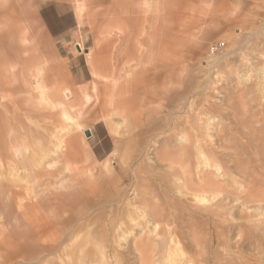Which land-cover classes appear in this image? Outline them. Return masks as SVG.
Instances as JSON below:
<instances>
[{"label":"rangeland","instance_id":"rangeland-1","mask_svg":"<svg viewBox=\"0 0 264 264\" xmlns=\"http://www.w3.org/2000/svg\"><path fill=\"white\" fill-rule=\"evenodd\" d=\"M2 4L0 264H264V133L240 162L186 148L198 118L264 124V0ZM71 11L82 33L57 43Z\"/></svg>","mask_w":264,"mask_h":264},{"label":"bare ground","instance_id":"bare-ground-1","mask_svg":"<svg viewBox=\"0 0 264 264\" xmlns=\"http://www.w3.org/2000/svg\"><path fill=\"white\" fill-rule=\"evenodd\" d=\"M80 2V1H79ZM1 3H5V0H1ZM79 8V7H78ZM79 10H81V9H79ZM139 20V19H138ZM146 23V22H145ZM149 28V27H148ZM120 32H123V30L121 29V28H117ZM135 30H137V29H135ZM144 31V30H143ZM141 35V34H140ZM143 35V34H142ZM145 36V35H144ZM142 45V44H141ZM140 45V46H141ZM140 55V54H139ZM138 55V56H139ZM130 56L131 55H127V59L128 58H130ZM122 57V56H121ZM125 58H126V55L124 56ZM140 57V56H139ZM120 58V57H119ZM127 61H129V60H127ZM140 63V62H139ZM93 67V66H92ZM116 67V66H115ZM94 69V68H93ZM92 69V70H93ZM149 72V71H148ZM125 73H126V71H125ZM159 73V72H158ZM93 74L95 75V76H98L99 74L97 73V70L96 69H94V71H93ZM149 74V73H148ZM155 74V73H154ZM164 74V73H163ZM38 75V74H37ZM154 76V75H153ZM249 76L248 75H246V80H249V78H248ZM114 78V77H113ZM159 78V77H158ZM105 79V78H104ZM118 79V78H117ZM116 79V80H117ZM161 79V78H160ZM39 80V79H38ZM264 80V79H263ZM107 81V80H106ZM111 81H114V80H111ZM139 81H141V80H139ZM139 81H137V82H139ZM143 81V80H142ZM38 82V81H37ZM151 82V81H150ZM230 82V81H229ZM117 83V82H116ZM230 84V83H229ZM109 85V84H108ZM104 86H106V85H104ZM119 86V85H118ZM151 86V85H150ZM208 86V85H207ZM156 87V86H155ZM233 87H235V85L233 86V85H231L230 84V86H227V84H224L223 86H222V88L226 91V92H228V95H231V94H233V93H236L237 91L239 92V97L241 98V99H243V97L245 96V94H246V92H251L252 91V86H251V84H247L246 86H244L243 87V89L242 88H237V87H235L236 89H237V91H235L234 89H233ZM43 88V87H42ZM42 88H40V89H42ZM149 88V87H148ZM152 88V87H151ZM171 88V87H170ZM210 88L211 89H209V90H213L214 92H216L217 94H219L220 93V91L219 90H217L216 89V87H214L212 84L210 85ZM39 89V90H40ZM106 89V88H105ZM157 89V88H156ZM36 90V89H35ZM209 90H207V91H209ZM41 92V91H40ZM148 92V91H147ZM168 92V91H167ZM54 93H55V91H54ZM115 93V92H114ZM57 94V93H56ZM164 94V93H163ZM116 95V94H115ZM148 95V94H147ZM160 95V93H158V91L157 90H153V92H151L150 94H149V96H148V98H147V100L148 101H152L153 99L155 100L156 98H157V96H159ZM165 95V94H164ZM241 95V96H240ZM161 96V95H160ZM210 96V95H209ZM45 97V96H44ZM225 97V96H224ZM211 98V97H210ZM227 98V97H226ZM229 98V97H228ZM158 99L160 100V98L158 97ZM225 99V98H224ZM224 99H221V100H219V101H221V102H224V101H222V100H224ZM130 100V99H129ZM200 100V99H199ZM215 100V99H214ZM205 101V100H204ZM209 101V100H208ZM227 101V100H226ZM239 101H241L240 99H239ZM132 105H134V104H132ZM189 105H190V103H189ZM203 105V104H202ZM221 105H224V104H216V103H214V102H210V103H205V108L207 109V108H217V110H218V108H220L221 107ZM139 106V105H138ZM191 106V105H190ZM195 106V105H194ZM197 106V105H196ZM227 106V105H226ZM141 109H142V107H141ZM205 109V110H206ZM135 110V109H134ZM189 110H190V108H189ZM195 110V109H194ZM215 110V109H214ZM223 111V110H222ZM210 112V111H209ZM220 112V111H219ZM232 112V115H235L234 113H233V110L231 111ZM198 113H199V111H198ZM197 113V114H198ZM208 113V112H207ZM227 113V112H226ZM260 112L258 111L256 114H259ZM153 114V113H152ZM230 114V113H229ZM196 115V114H195ZM220 115V114H219ZM147 116H148V114H147ZM153 116H155V115H153ZM152 116V117H153ZM218 116V115H217ZM221 116V115H220ZM137 117V116H136ZM243 117H246L247 118V114H246V116H243ZM243 117H240V118H237V116L235 115L234 117H233V119H234V123H233V125L231 126V127H228V125H224V124H221L220 123V126H219V122H215L214 123V118H208L207 120H204V119H199L198 118V115H197V120L196 121H198V123L196 124L197 126H195V125H191V129H192V132H194V134H195V138L193 139V141H190V142H188L187 143V145H186V148L187 149H190V147H191V144L193 143V148H194V151H195V155L196 156H194V157H197V158H199L198 160H202L203 162H204V167H208V166H210V165H208V166H206L207 165V163H208V160H207V162H205L206 161V156L207 155H210V157L211 158H213L211 155H219V153H218V150L217 149H221V148H217L218 146H220V145H225V146H227L228 148H231V147H233L234 145L235 146H237V147H239V151H242L240 154H239V156H235L234 158H235V161H238V162H240V160L242 161V153H245V151L244 150H248L249 152H251L252 153V151H251V148H253L255 151L257 150V146L260 144V142H259V140H260V135H259V132H261V133H264V124L262 123V121H261V119H260V117H256V115H255V119H249V130H245L243 127H245L244 126V120H243ZM202 118V117H201ZM219 118V117H218ZM222 118V117H221ZM133 119V118H132ZM220 119V118H219ZM150 120V119H149ZM151 121V120H150ZM187 122V121H186ZM189 122V121H188ZM187 122V123H188ZM190 122H192V121H190ZM222 122V121H221ZM189 124V123H188ZM191 124V123H190ZM186 125V124H185ZM211 125H216V126H218V127H216V129H214V128H212L213 126H211ZM210 126H211V128H210ZM230 126V125H229ZM133 127H134V124H133ZM188 128V127H187ZM238 128H242V129H239L238 130ZM181 129V128H180ZM179 129V130H180ZM214 129V130H213ZM232 129H235L236 131H238V132H240L241 134H238V135H236V133L237 132H232ZM181 131H183V130H181ZM181 131H180V134H181ZM186 131V130H185ZM259 131V132H258ZM173 132V131H172ZM175 133H176V131H175ZM177 134V133H176ZM172 135V134H171ZM180 137H179V141H181V142H183L184 144H185V142H186V140L188 139V138H186V137H184V135H179ZM186 136V135H185ZM237 137H244L245 139L243 140L242 138H240V139H236ZM189 140V139H188ZM155 142H156V140H155ZM161 142V141H160ZM155 144H157V143H154L153 145H155ZM161 144V143H160ZM250 145H251V147H250ZM156 146V145H155ZM75 148V147H74ZM184 148V147H183ZM185 148V149H186ZM231 150V149H230ZM166 151V150H165ZM72 152V151H71ZM188 153V152H187ZM71 154V153H70ZM192 154V153H191ZM193 155V154H192ZM209 159H210V157L209 156H207ZM158 158V157H157ZM181 158H183V157H181ZM197 158L195 159V160H197ZM220 158V157H219ZM193 159V158H192ZM213 159H215V157L213 158ZM213 159H212V161H213ZM191 161V160H190ZM211 161V160H210ZM212 161H211V163H212ZM215 161V160H214ZM159 162H161V161H159ZM215 162H218V161H215ZM197 163H199V162H197ZM201 164V163H200ZM206 164V165H205ZM209 164V163H208ZM212 164H214V162L212 163ZM197 165V164H196ZM203 165V164H202ZM202 165H200V166H202ZM219 165H221V164H219ZM171 166V165H170ZM217 166V165H216ZM203 167V168H204ZM214 167V166H213ZM219 167V166H218ZM217 167V168H218ZM194 168H195V166H194ZM216 168V169H217ZM196 170H197V167H196ZM200 172V171H199ZM183 173V172H182ZM195 173H198V172H195ZM202 176V175H201ZM188 180H186V182H187ZM208 180H206L205 181V184L201 187L202 189H205V188H207L208 186H210L209 184H208V182H207ZM178 182V181H177ZM178 191V190H177ZM200 192V191H199ZM183 193V192H182ZM184 194V193H183ZM201 195V194H200ZM196 197L199 199V200H201V202H203L202 200H204V199H206V197L204 198V196H197L196 195ZM195 197V198H196ZM196 200V199H195ZM207 201V200H206ZM206 201H204V202H206ZM210 206H211V204H209ZM211 208V207H210ZM157 217V216H156ZM166 217H168L167 215H166ZM157 219H158V217H157ZM167 219V218H166ZM163 231V230H162ZM82 261V260H81Z\"/></svg>","mask_w":264,"mask_h":264},{"label":"crops","instance_id":"crops-1","mask_svg":"<svg viewBox=\"0 0 264 264\" xmlns=\"http://www.w3.org/2000/svg\"><path fill=\"white\" fill-rule=\"evenodd\" d=\"M87 1V0H85ZM92 2V4L97 7V0H90ZM88 6V4H86ZM0 6H3V4L1 3V0H0ZM131 12L133 13L135 11V9L131 8ZM72 13L71 14H66L64 15L63 13H57V16L59 18L60 21H62L61 23V26L60 27H57L56 29H52L51 27H49L48 25H46V28L51 36V38L54 40H56L57 43H63V44H67V43H70L73 39H74V36H78L82 33V30L80 28V25H79V21L74 13V11H71ZM65 16V18L68 20V22L71 21V24H66V22H64V19H62L63 17ZM139 17L138 16H129L127 17L126 19L122 20L120 22V24L116 25V28H121L123 30L124 33L126 32H131L130 34H133L135 33L137 30H135L137 27L135 28H129L127 22H131L132 26L134 27L133 23H137ZM85 49V48H84ZM77 51V49H75ZM132 51H130V49L128 48L124 54L126 55V58L127 59V55H131ZM120 58L119 56L116 57V60L118 61ZM129 60V59H127ZM99 64V62H98ZM107 63H103L102 62V65H106ZM115 62L112 64V66H114ZM115 67V66H114ZM6 206V205H5Z\"/></svg>","mask_w":264,"mask_h":264},{"label":"built area","instance_id":"built-area-1","mask_svg":"<svg viewBox=\"0 0 264 264\" xmlns=\"http://www.w3.org/2000/svg\"><path fill=\"white\" fill-rule=\"evenodd\" d=\"M77 46H78V53H83V50H82V48L77 44ZM218 48V45L216 44V45H214V46H212V50H215V49H217Z\"/></svg>","mask_w":264,"mask_h":264},{"label":"water","instance_id":"water-1","mask_svg":"<svg viewBox=\"0 0 264 264\" xmlns=\"http://www.w3.org/2000/svg\"><path fill=\"white\" fill-rule=\"evenodd\" d=\"M77 49H79V48L77 47ZM85 134H86L87 136H89V135H90V131H89V130H86V131H85Z\"/></svg>","mask_w":264,"mask_h":264}]
</instances>
